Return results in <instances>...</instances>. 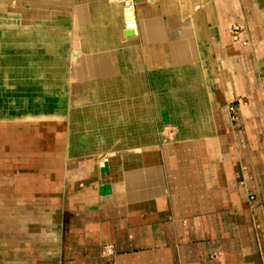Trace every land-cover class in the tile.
I'll return each instance as SVG.
<instances>
[{
    "label": "crops",
    "instance_id": "obj_1",
    "mask_svg": "<svg viewBox=\"0 0 264 264\" xmlns=\"http://www.w3.org/2000/svg\"><path fill=\"white\" fill-rule=\"evenodd\" d=\"M132 1L0 0V264H264V0Z\"/></svg>",
    "mask_w": 264,
    "mask_h": 264
},
{
    "label": "built area",
    "instance_id": "obj_2",
    "mask_svg": "<svg viewBox=\"0 0 264 264\" xmlns=\"http://www.w3.org/2000/svg\"><path fill=\"white\" fill-rule=\"evenodd\" d=\"M125 6H131L133 1L132 0H122Z\"/></svg>",
    "mask_w": 264,
    "mask_h": 264
},
{
    "label": "bare ground",
    "instance_id": "obj_3",
    "mask_svg": "<svg viewBox=\"0 0 264 264\" xmlns=\"http://www.w3.org/2000/svg\"><path fill=\"white\" fill-rule=\"evenodd\" d=\"M126 7H130V6H126ZM130 13H131V12H130V10L128 9V10H127V14H128V16L130 15ZM129 19H130V18H129Z\"/></svg>",
    "mask_w": 264,
    "mask_h": 264
}]
</instances>
